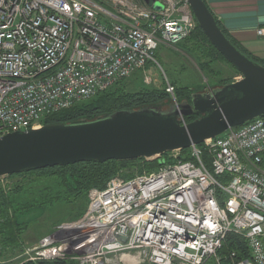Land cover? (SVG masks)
<instances>
[{"label":"built area","instance_id":"1","mask_svg":"<svg viewBox=\"0 0 264 264\" xmlns=\"http://www.w3.org/2000/svg\"><path fill=\"white\" fill-rule=\"evenodd\" d=\"M154 2L162 9L144 0H0V137L38 129L47 115L138 70L143 84L153 85L146 66H159L158 46L180 43L197 26L187 0ZM256 32L264 36V28ZM163 87L177 106L175 86L164 78ZM199 145L190 147L193 160L90 189L81 218L44 235L28 259L264 264V120ZM228 234L242 238L243 253H220Z\"/></svg>","mask_w":264,"mask_h":264},{"label":"water","instance_id":"2","mask_svg":"<svg viewBox=\"0 0 264 264\" xmlns=\"http://www.w3.org/2000/svg\"><path fill=\"white\" fill-rule=\"evenodd\" d=\"M187 1L208 42L240 77L192 93L165 114L162 105H156L117 111L89 122L46 124L5 134L0 137V177L81 161L155 158L264 116V65L231 43L204 0ZM144 2L162 9L154 0ZM180 117L195 119L181 124Z\"/></svg>","mask_w":264,"mask_h":264},{"label":"trees","instance_id":"3","mask_svg":"<svg viewBox=\"0 0 264 264\" xmlns=\"http://www.w3.org/2000/svg\"><path fill=\"white\" fill-rule=\"evenodd\" d=\"M218 25L231 43L243 54L257 63L264 65L263 59H259L247 52L229 36L219 23ZM191 35L196 36L198 39L201 38V41L208 43L211 51L225 61L208 42L198 24ZM139 78V82L133 84L138 87L135 91L130 92L126 89L127 82H132L130 79L122 80L85 102L47 115L42 120V125L89 122L106 117L117 111L139 110L148 106L163 105L164 101H168V95L165 93L164 87L157 89L153 86H147L143 84L141 77ZM172 84L175 85L174 83ZM187 91V88L175 87V93L179 103L183 100L180 94H185ZM189 94L184 95L186 96L185 99L189 98ZM261 118L264 120V116ZM193 119L195 117L190 120ZM202 158L205 164L209 166L208 156L202 153ZM177 160H193L190 155V148L178 150L175 158L171 156V152H167L151 160L138 158L121 161L106 160L104 162L95 160L81 161L66 166L46 167L44 169L8 175L9 178L20 177L21 179L13 183L11 189H9L11 191L8 194L6 192L7 190H5L6 188L0 184V219L3 221L2 223L0 222V233L6 240L5 242L2 241V243L4 245L11 242H15L16 245L20 244L19 238L25 224L22 225V223L18 222L16 216L23 210H29L35 206L43 207L52 202H58L61 199L64 202L82 201L84 197H87V193L91 188L102 190L105 188L107 182L115 176L121 175L123 179L133 177L135 174H121L120 172V169L129 168L133 164L140 166L138 170L139 174H141L145 171L155 170L163 164L174 163ZM34 193L36 194L35 199L32 198ZM82 202L85 204V201ZM230 250H236L239 254L243 253L244 242L242 238L234 234H228L220 253L225 254ZM17 264H77V262L73 260H32L26 258Z\"/></svg>","mask_w":264,"mask_h":264},{"label":"rangeland","instance_id":"4","mask_svg":"<svg viewBox=\"0 0 264 264\" xmlns=\"http://www.w3.org/2000/svg\"><path fill=\"white\" fill-rule=\"evenodd\" d=\"M178 47L179 51H175L159 46L155 53L159 66L147 64L146 71L155 78L154 84L151 85L154 88L162 89L163 79L166 78L167 81L174 83L175 87L188 89L185 94H180L184 100L186 98L184 95L188 93L205 92L220 87L239 76V73L214 54L209 44L201 41V38L198 39L196 36L190 35L181 41ZM163 51L166 52V55L161 54ZM139 77H141L140 70L132 75L130 79L132 82H127L126 89L128 91L132 92L138 89L137 85L133 84L139 82ZM171 106H173L171 101H164L161 113H167ZM174 155L176 154H171L173 158H175ZM139 167L133 164L129 168L120 169V172L121 174H139ZM118 176L121 177V175ZM20 179V177L2 176L0 177V184L6 188L8 194L13 183ZM35 196L34 193L32 198L35 199ZM82 201H85V204ZM82 201L64 202L61 199L58 202H52L43 207L35 206L17 214L18 222L22 225L25 224L19 238L20 244L16 245L15 242H11L4 245L2 241L5 242L6 240L0 233V264H17L30 256L34 257L35 251L32 248L38 244L44 235L52 232L62 222L75 221L81 218L87 207L88 193ZM0 222H3L2 219Z\"/></svg>","mask_w":264,"mask_h":264},{"label":"crops","instance_id":"5","mask_svg":"<svg viewBox=\"0 0 264 264\" xmlns=\"http://www.w3.org/2000/svg\"><path fill=\"white\" fill-rule=\"evenodd\" d=\"M221 27L242 48L253 56L264 60V36L256 32L264 28V0H204ZM179 44L165 49L179 51ZM158 46V47H159ZM161 54H165L163 51Z\"/></svg>","mask_w":264,"mask_h":264},{"label":"bare ground","instance_id":"6","mask_svg":"<svg viewBox=\"0 0 264 264\" xmlns=\"http://www.w3.org/2000/svg\"><path fill=\"white\" fill-rule=\"evenodd\" d=\"M123 259L125 260V262L127 264H135V261L132 258L128 257V256H124Z\"/></svg>","mask_w":264,"mask_h":264},{"label":"flooded vegetation","instance_id":"7","mask_svg":"<svg viewBox=\"0 0 264 264\" xmlns=\"http://www.w3.org/2000/svg\"><path fill=\"white\" fill-rule=\"evenodd\" d=\"M187 117H188V116H187ZM185 121H186V122H189V121H191V120H190V118H185Z\"/></svg>","mask_w":264,"mask_h":264}]
</instances>
